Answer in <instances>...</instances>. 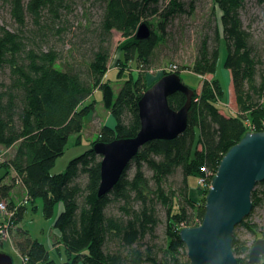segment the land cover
<instances>
[{"label":"trees","instance_id":"16d2710c","mask_svg":"<svg viewBox=\"0 0 264 264\" xmlns=\"http://www.w3.org/2000/svg\"><path fill=\"white\" fill-rule=\"evenodd\" d=\"M246 1L213 0L215 31L211 43L204 38L191 66L175 72L180 76L182 71H190L203 78L200 90H193L186 130L172 141L145 144L115 187L98 197L101 158L92 147L96 142L111 143L137 135L138 102L162 77L149 83L151 60L168 38L173 20L193 14L194 1L103 0L96 29L98 48H92L88 56L80 55L82 62L60 67L56 64L61 56L55 48H35L29 45L31 38L19 31L29 19L34 38H45L51 24L60 22L61 9L67 5L62 0H9L19 31L0 29V148L12 149L6 160L0 155V169L5 172L0 177V202L12 212L10 243L25 264H58L47 248L21 227L29 202L36 198L42 199L46 219L53 216L55 206L62 207L53 226L66 257L65 263L59 264H190L179 231L202 222L207 189L202 190L196 182L200 194L191 198L189 179L197 181L206 171L208 181L223 156L246 132L264 130V59L249 29L243 27L241 13ZM256 1L264 4V0ZM149 19H156V24ZM142 23L150 28L151 36L138 40L136 31ZM113 31L123 36L117 48L122 58H118L119 68H114L116 78L122 80V66L127 63L140 65L136 77L129 71L116 95L106 81ZM221 43L226 50L224 67L230 73L236 114L218 107L224 95L220 81L204 80L216 72ZM72 49L69 59L82 51ZM96 91L101 92L103 108L115 120L114 128L100 126L91 149L71 160L62 173L51 175L69 137L75 135V144L81 143V134L95 112V102L90 99ZM185 102L181 93L168 98L175 111ZM177 174L181 186L175 189L168 181ZM17 186L24 189L26 206L12 197ZM251 201L253 209L264 203V181L255 186ZM114 204L119 215L108 211ZM158 207L166 213L161 257L156 246L145 244L146 237L162 223ZM251 216L252 212L239 226L256 235V225L248 222ZM237 227L232 250L238 264H249L250 248L238 238ZM258 264H264V258Z\"/></svg>","mask_w":264,"mask_h":264},{"label":"rangeland","instance_id":"374dc122","mask_svg":"<svg viewBox=\"0 0 264 264\" xmlns=\"http://www.w3.org/2000/svg\"><path fill=\"white\" fill-rule=\"evenodd\" d=\"M180 1L189 4L191 0ZM193 1V14L191 16H180L173 20L172 24L167 29L169 34L168 38L156 49L155 56L151 60V67L147 71L149 83L153 80L156 81L166 74L175 73L183 66H191L197 55V50L201 41L206 38L209 39L211 43L215 31L213 17H211L213 0ZM62 3L64 6L67 5V8L61 9L60 22L51 24V31L47 32L45 37L47 43H45V38L43 36L34 38L35 36L30 33L34 26L29 19L26 21V26L21 28L22 31H19L11 16L9 0H0V29L5 28L10 32L19 31L24 33L25 36L27 35L31 38L29 45H35V48H42L43 50L55 48L61 56V59L56 64L57 66L63 67L65 64L71 65L72 63L82 62L83 56L80 55L84 54L88 56L90 50L92 48H98L100 43L97 27L102 15L103 0H62ZM241 20L243 22V27L246 30L249 29V32L252 34L254 46L261 52V56L264 59V4L261 5L256 0H247L245 8L241 13ZM147 21L154 25L156 24V19H149ZM151 29L157 31L155 26H151ZM56 31H59V33H55ZM122 41V34L113 31L108 45L110 51L108 69L111 71L107 72L106 81L111 85L115 95L124 79L127 78L129 71L133 73V77H136L139 71L138 67L140 66L136 62H129L127 65L122 66L125 71L124 75H120V77L122 76V80L116 78L117 72L112 69L116 67L119 68L118 58L121 57V55L117 48ZM72 48H77V50L81 49L82 51H78L74 57L69 59L70 52L73 50ZM225 59L226 50L224 44L221 43L216 72L213 76H205L204 80L212 82L213 79L217 78L220 81V86L224 95L218 102V107L222 112L227 114H236L237 107L233 95L230 73L224 67ZM180 79L185 86L195 91L200 90L203 80L201 76L190 71H182L180 73ZM91 101L95 102V112L81 134V143L75 144V135L69 137L64 154L56 160L50 172L51 175L62 173L71 160L90 150L91 143L96 139L100 126L103 125L114 128L115 120L112 116H110L111 121L106 122L109 120V114L103 108L101 92L96 91L91 97L90 102ZM111 122L112 124L110 125ZM0 150V155L3 156V160L8 159L10 155L9 150H4L3 148H0ZM4 174V169H0V177ZM196 182V178L194 177L189 179L191 198H197L200 194V192L196 190ZM168 185H172L175 189L180 188V174L170 179ZM14 189L15 192L14 195L12 194V197L18 204L25 197V194L21 186H17ZM61 208L60 204L55 206L53 216L46 219L43 215L42 199L36 198L29 202L21 221V227L29 233L32 239L43 244L49 251L50 258L55 260L58 264L65 263L66 259L63 248L57 243L58 236H56V231L53 227ZM108 211L115 215H119L118 205L116 204L111 205ZM158 214L162 223L156 228L154 234L146 237L145 244L156 246V251L161 257L162 253H160V250L164 247L165 243L164 223L166 213L162 207H158ZM248 222L256 225V235L241 226L237 227L236 233L238 238L245 242L248 248H251L256 240L264 239V203L254 207L252 216ZM0 253L10 256L13 264H25L24 260L22 261V258L8 241L3 243L0 242Z\"/></svg>","mask_w":264,"mask_h":264},{"label":"water","instance_id":"95a60500","mask_svg":"<svg viewBox=\"0 0 264 264\" xmlns=\"http://www.w3.org/2000/svg\"><path fill=\"white\" fill-rule=\"evenodd\" d=\"M150 36V28L145 23L140 24L136 38L145 40ZM175 93L186 98L184 106L177 111L168 104V98ZM193 96V90L182 83L178 74H166L140 98V130L134 138L93 145L94 153L101 158L98 197L115 187L145 144L157 140L172 141L186 130ZM263 181L264 130L248 131L221 159L205 195L202 222L179 231L190 264H238L232 250L233 233L251 214V194ZM263 258L264 239H258L250 248L248 263L258 264ZM0 264L13 263L10 256L0 253Z\"/></svg>","mask_w":264,"mask_h":264},{"label":"built area","instance_id":"2783aa9c","mask_svg":"<svg viewBox=\"0 0 264 264\" xmlns=\"http://www.w3.org/2000/svg\"><path fill=\"white\" fill-rule=\"evenodd\" d=\"M205 177L201 176L197 178V185L202 190H208L210 188V183L212 177L215 175H209V180L207 181L208 174L206 171ZM28 203V198L25 196L18 204L22 206H26ZM12 216V212H10L6 206L5 203L0 202V242L3 243L5 241H8L10 243V230L13 226L12 222L10 221V218ZM24 259H22L23 261Z\"/></svg>","mask_w":264,"mask_h":264},{"label":"crops","instance_id":"0c3cea01","mask_svg":"<svg viewBox=\"0 0 264 264\" xmlns=\"http://www.w3.org/2000/svg\"><path fill=\"white\" fill-rule=\"evenodd\" d=\"M112 70L115 71L114 68H113ZM109 71H111V70L109 69L108 72H109ZM108 119H109V120H107L106 122H110V121H111L110 115H109ZM111 124H112V122L110 123V125H111ZM1 149H2V148H1ZM0 151H1V150H0ZM9 152H10V154H11V153H12V149H9ZM5 182H7V179L5 180ZM21 187H22V186H21ZM22 189H23V187H22ZM14 190H15V189H14ZM14 190H13V192H12L13 195H14V192H15ZM23 192H24V189H23ZM15 194H16V193H15ZM13 199H14V198H13Z\"/></svg>","mask_w":264,"mask_h":264}]
</instances>
